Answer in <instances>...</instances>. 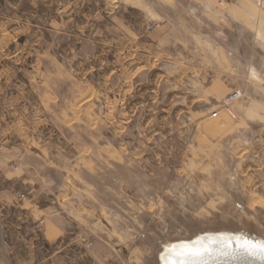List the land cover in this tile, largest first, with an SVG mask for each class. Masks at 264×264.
I'll use <instances>...</instances> for the list:
<instances>
[{"label": "rangeland", "instance_id": "rangeland-1", "mask_svg": "<svg viewBox=\"0 0 264 264\" xmlns=\"http://www.w3.org/2000/svg\"><path fill=\"white\" fill-rule=\"evenodd\" d=\"M164 1L169 10L161 11L184 39L212 45V51L200 52L203 67L213 73L215 65H221L218 70L230 74L228 49L250 44L243 55L248 61L253 56L260 72L253 80L264 87L259 77L264 72V0L244 6L253 18L252 31L243 26L230 30L229 1L216 0L218 13L211 15L202 14L199 0ZM2 2L6 13L20 21L37 23L44 15L64 14L54 0ZM125 6H136L129 11L131 19L148 21L146 11L132 1L126 0ZM161 21L155 17L146 31L153 24L161 26ZM214 42L223 50L216 52ZM144 103L136 128L125 140L117 130L100 125L35 133L30 147H22L16 137L8 143L0 140V264H34L37 248L30 242L58 216L75 222L72 235L104 236L108 264H161L167 245L205 233L243 234L264 241L261 147L253 155L246 153V132L220 127L233 123L229 113L233 103L224 110L227 117L207 121L218 127L199 131L191 127L185 140L176 130L183 124L181 116L166 118L157 109L166 108L165 101L146 97ZM193 122L184 118V124ZM57 246L45 243L42 249Z\"/></svg>", "mask_w": 264, "mask_h": 264}, {"label": "crops", "instance_id": "crops-1", "mask_svg": "<svg viewBox=\"0 0 264 264\" xmlns=\"http://www.w3.org/2000/svg\"><path fill=\"white\" fill-rule=\"evenodd\" d=\"M115 1L54 0L64 14L44 15L35 23L16 20L0 0V140L8 143L16 137L22 147H30L35 133L98 125L117 130L125 140L136 128L146 97L167 103L166 108H157L166 118L181 116L183 124L176 130L185 140L191 127L197 131L218 127L207 121L224 116L225 98L241 91L245 96L231 106L233 123L219 126L246 132V153L253 155L261 147L264 164V87L253 80L254 72L260 73L253 56L248 61L243 55L250 44L228 49L230 74L218 70L221 65L212 73L202 66L205 59L200 53L212 51V45L184 39L161 11L169 10L164 0H128L146 11L144 22L131 19L129 11L136 6ZM199 1L203 15L218 13L216 0ZM223 1H229L230 30L243 26L252 31L251 17L243 11L252 0ZM155 17L162 20L160 29L146 31ZM182 28L189 31L185 24ZM213 48L223 50L215 42ZM194 50L197 56L191 54ZM210 75L214 79L205 88ZM259 77L263 83L264 72ZM185 117L194 122L184 124ZM73 223L58 216L46 224L44 234L30 242L37 248L34 264H108L104 236L72 235ZM45 243L58 246L44 251Z\"/></svg>", "mask_w": 264, "mask_h": 264}, {"label": "bare ground", "instance_id": "bare-ground-1", "mask_svg": "<svg viewBox=\"0 0 264 264\" xmlns=\"http://www.w3.org/2000/svg\"><path fill=\"white\" fill-rule=\"evenodd\" d=\"M262 242L243 234L205 233L190 241L167 245L160 261L163 264H264Z\"/></svg>", "mask_w": 264, "mask_h": 264}, {"label": "built area", "instance_id": "built-area-1", "mask_svg": "<svg viewBox=\"0 0 264 264\" xmlns=\"http://www.w3.org/2000/svg\"><path fill=\"white\" fill-rule=\"evenodd\" d=\"M159 27H160L159 24H153V25H151V26L148 27V30L158 29ZM243 96H244L243 93L240 92V91H236V92H233V93L229 94V95L225 98V100L223 101V106H224V109H223V110H225V111L229 110L230 105H231L233 102H235V101L241 99ZM229 113L234 117V115L232 114V112H231L230 110H229ZM217 114H218V112H215V113L213 114V117H216ZM21 198L24 199L25 196H24V195H21ZM41 223L43 224V222H41Z\"/></svg>", "mask_w": 264, "mask_h": 264}, {"label": "water", "instance_id": "water-1", "mask_svg": "<svg viewBox=\"0 0 264 264\" xmlns=\"http://www.w3.org/2000/svg\"><path fill=\"white\" fill-rule=\"evenodd\" d=\"M264 244V242H262ZM161 264H163V262H161Z\"/></svg>", "mask_w": 264, "mask_h": 264}]
</instances>
